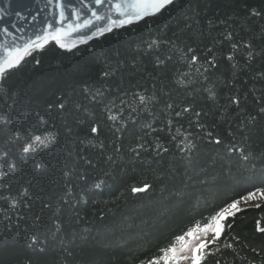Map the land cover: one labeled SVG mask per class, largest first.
<instances>
[{
  "label": "trees",
  "instance_id": "obj_1",
  "mask_svg": "<svg viewBox=\"0 0 264 264\" xmlns=\"http://www.w3.org/2000/svg\"><path fill=\"white\" fill-rule=\"evenodd\" d=\"M262 192L264 0H176L0 81V264H149L236 201L200 264H264Z\"/></svg>",
  "mask_w": 264,
  "mask_h": 264
},
{
  "label": "water",
  "instance_id": "obj_2",
  "mask_svg": "<svg viewBox=\"0 0 264 264\" xmlns=\"http://www.w3.org/2000/svg\"><path fill=\"white\" fill-rule=\"evenodd\" d=\"M145 2L147 0H102L101 3L96 0H0V57H4L6 51L16 54L31 45L27 47L28 53L38 48L32 45L35 40L49 33L58 40L39 48L55 43L63 49H74L115 29L154 16L173 3L158 12L136 6ZM137 15L141 18L137 19ZM121 20L130 22L113 25Z\"/></svg>",
  "mask_w": 264,
  "mask_h": 264
},
{
  "label": "snow or ice",
  "instance_id": "obj_3",
  "mask_svg": "<svg viewBox=\"0 0 264 264\" xmlns=\"http://www.w3.org/2000/svg\"><path fill=\"white\" fill-rule=\"evenodd\" d=\"M97 3H101L102 0H96ZM173 0H147V2L141 4V5H136V6H141L145 8H151L153 12H158L161 8L164 6L171 4ZM119 7V5H117ZM137 19L141 18L140 15H137ZM130 21H121V23H127ZM54 40H58L57 36H53ZM44 43H47V39H45ZM64 46V45H61ZM31 47V45L27 46ZM27 47L25 48V52L27 53ZM36 47H43V44L36 45ZM30 54V53H29ZM24 57L21 55H16L13 56L12 53L5 52L4 57H0V78H4L6 73L10 71L11 69L19 66L21 60ZM193 61H195L197 58L194 56ZM141 102H144V97H140ZM62 107V105H61ZM93 132H96L97 129L93 128ZM34 142H39V144H44L45 140L42 139L40 136H35L34 137ZM35 148L33 144H29L24 148L25 152L28 151H34ZM144 189H133V191H143ZM259 196L264 197V192L259 193ZM257 198V193H250L247 197H243L242 199L247 202L252 199ZM240 201L233 202L228 209L221 210V212L217 213L215 217L210 218L207 220L204 225L201 227L199 224L195 226L194 229L189 230L187 233L184 235H181L176 238V241L181 242V247L180 251L183 252L185 250H188L190 248L189 242L185 240L187 237L189 241L191 240H196L199 241L196 243L194 246H191V251L193 255L191 257L189 256H180V259H190L192 261V264H200L201 260L204 258V255L206 254H200L202 249L207 248L209 243H214L216 240H218L223 231H224V225L221 223L222 221L226 220L229 216H234L235 211H240L238 208V204ZM235 210V211H232ZM213 221L215 224L213 225ZM227 227H231V224L227 225ZM261 232H264V228H259L258 229ZM204 232L206 235L211 234V240H204L200 237L198 234L199 232ZM230 247V245H228ZM163 251V256L157 260L150 261L149 264H161V259L164 261V264H169V261H175L176 260V253H177V245L176 242H173L170 244L169 248Z\"/></svg>",
  "mask_w": 264,
  "mask_h": 264
},
{
  "label": "rangeland",
  "instance_id": "obj_4",
  "mask_svg": "<svg viewBox=\"0 0 264 264\" xmlns=\"http://www.w3.org/2000/svg\"><path fill=\"white\" fill-rule=\"evenodd\" d=\"M231 205V204H230ZM228 205L227 207H225L223 210L225 209H228L229 206ZM243 204H238V208L242 207ZM232 211H235V210H232ZM221 212V211H220ZM222 223V222H221ZM215 224V222L213 221V225ZM200 235V237L204 240H211V234H205L204 232H199L198 233ZM185 240L187 242H189L190 244V248L188 250H185L183 252L180 251V247H181V242H177V253H176V260L175 261H169V264H192V261L190 259H180V256L183 255V256H189L191 257L193 255L192 251L190 250L191 249V246H194L196 243H198L199 241H196V240H191L189 241V239L186 237ZM202 252V250H201ZM201 254V253H200Z\"/></svg>",
  "mask_w": 264,
  "mask_h": 264
},
{
  "label": "bare ground",
  "instance_id": "obj_5",
  "mask_svg": "<svg viewBox=\"0 0 264 264\" xmlns=\"http://www.w3.org/2000/svg\"><path fill=\"white\" fill-rule=\"evenodd\" d=\"M121 21H127V20H121ZM121 21H115V22H113V25H115V24H121ZM53 36H54V35H53L52 33L46 34V35H44V36L38 38L37 40H35V41L32 43V45H33V46H36V45H39V44L46 45V44H48V43L54 41ZM45 39H47V43H44ZM24 53H25V51H24V50H21L20 52H18V53H16V54H12V55H13V56H16V55H21V56H23Z\"/></svg>",
  "mask_w": 264,
  "mask_h": 264
}]
</instances>
